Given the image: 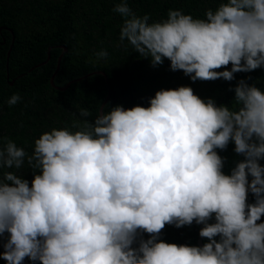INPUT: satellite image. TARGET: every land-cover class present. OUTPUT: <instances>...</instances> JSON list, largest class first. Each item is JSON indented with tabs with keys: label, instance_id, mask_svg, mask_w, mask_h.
I'll return each mask as SVG.
<instances>
[{
	"label": "clouds",
	"instance_id": "clouds-1",
	"mask_svg": "<svg viewBox=\"0 0 264 264\" xmlns=\"http://www.w3.org/2000/svg\"><path fill=\"white\" fill-rule=\"evenodd\" d=\"M112 10L123 18L118 46L127 41L153 67L167 59L171 71L193 82L232 81L235 73L264 68V0H222L204 19L170 9L166 20L152 23L128 0ZM107 57L106 50L96 53L97 61ZM231 90L228 107L189 86L161 89L148 107L117 105L75 132H45L31 154L0 137V258L7 264L26 258L33 264H264V91L244 79ZM20 100L13 94L8 104ZM90 115L80 109L81 117ZM230 142L243 159L226 175L217 150ZM25 161L31 186L17 174ZM193 222L203 225L202 247L160 239L166 225Z\"/></svg>",
	"mask_w": 264,
	"mask_h": 264
},
{
	"label": "trees",
	"instance_id": "trees-1",
	"mask_svg": "<svg viewBox=\"0 0 264 264\" xmlns=\"http://www.w3.org/2000/svg\"><path fill=\"white\" fill-rule=\"evenodd\" d=\"M119 2L0 0V137L5 143L11 139L31 154L35 140L43 133L65 128L75 132L83 120L94 121L107 97L106 80L111 96L103 108L104 113L117 105L126 109L136 105L148 107L149 98L158 90L180 86H189L200 98H212L218 106L228 107L233 106L235 95L231 89L241 79L264 91V68L235 73L232 81L221 78L193 82L182 71H171L167 59L162 65L153 67L150 60L140 57L127 41L125 46H118L123 18L112 9ZM220 2L222 0H128L129 7L138 16H150L149 23L166 20L170 9L204 19L206 10L215 11ZM64 48L67 52L62 55L52 86L50 81ZM101 50H106L108 57L97 61L96 53ZM230 69L231 65L227 66V70ZM69 83L67 89H57ZM13 94H18L21 100L9 106L8 100ZM81 108L88 109L91 115L81 117ZM74 124L77 127L74 128ZM234 147L230 142L226 150H217L225 158L223 171L226 175H230L236 162L243 159L235 153ZM263 162L260 161L262 165ZM32 171L25 161L17 174L27 179L31 186ZM248 202H254L251 193ZM210 222H214V218ZM260 222H264V217ZM198 236L199 225L193 222L181 228L166 225L160 239L198 246ZM7 238L5 233L3 241ZM148 238L144 233L143 239ZM207 242L203 238V244ZM3 250L0 246V252ZM0 264L7 262L0 258ZM23 264L33 262L26 258Z\"/></svg>",
	"mask_w": 264,
	"mask_h": 264
},
{
	"label": "water",
	"instance_id": "water-1",
	"mask_svg": "<svg viewBox=\"0 0 264 264\" xmlns=\"http://www.w3.org/2000/svg\"><path fill=\"white\" fill-rule=\"evenodd\" d=\"M11 48H12V46H11L10 49H9L8 56H9V54H10ZM49 51H50V50H49ZM49 51H48V59H49V57H50V52H49ZM66 52H67V49L64 48L63 53H62L61 56L58 58L56 71H55V73L53 74V76H52V78H51V81H50V83H51L52 86H53V79H54L56 73H57L58 70H59V66H60V62H61V59H62V55L65 54ZM71 83H72V82H71ZM71 83L67 84V86H65V87L62 88V89H60V88H57V89L63 91V90H65V89H67V88L71 85ZM106 86H107V97H106L104 103L102 104V106H101V108H100V110H99V114H100L101 112H103V108H104L105 104L109 101V98H110V96H111V90H110L109 83H108L107 80H106ZM202 227H203V225H202V224H199V231H200V229H201ZM197 244H198V246H200V247L203 246V238H202V237L198 236Z\"/></svg>",
	"mask_w": 264,
	"mask_h": 264
},
{
	"label": "bare ground",
	"instance_id": "bare-ground-1",
	"mask_svg": "<svg viewBox=\"0 0 264 264\" xmlns=\"http://www.w3.org/2000/svg\"><path fill=\"white\" fill-rule=\"evenodd\" d=\"M111 35V34H110ZM264 163V162H263Z\"/></svg>",
	"mask_w": 264,
	"mask_h": 264
}]
</instances>
